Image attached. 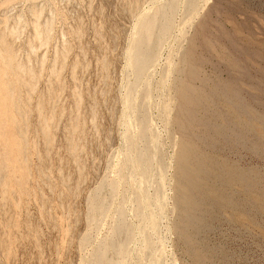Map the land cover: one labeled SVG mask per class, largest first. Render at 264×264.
Wrapping results in <instances>:
<instances>
[{
  "label": "rangeland",
  "instance_id": "1",
  "mask_svg": "<svg viewBox=\"0 0 264 264\" xmlns=\"http://www.w3.org/2000/svg\"><path fill=\"white\" fill-rule=\"evenodd\" d=\"M186 58L247 108L245 128L200 112L220 198L196 195L191 243L171 120ZM0 264H264V0H0Z\"/></svg>",
  "mask_w": 264,
  "mask_h": 264
},
{
  "label": "bare ground",
  "instance_id": "2",
  "mask_svg": "<svg viewBox=\"0 0 264 264\" xmlns=\"http://www.w3.org/2000/svg\"><path fill=\"white\" fill-rule=\"evenodd\" d=\"M154 22H155L154 19L151 17L144 20L139 28L138 35L136 34L137 38L135 40V48L133 49L134 53H132V56L130 59L133 61L131 66L135 69L138 77L144 74V72L146 71L148 66L151 64L153 57H154L151 50L149 49V42L152 39L154 26H155ZM167 29H168V24L163 25L160 31V34L161 35L165 34ZM192 45H194V43ZM190 52H187V56H189V59L191 55H188V53L190 54ZM193 53L194 52H192L191 54L193 55ZM185 61H186V65L184 64L185 65L184 67L186 68L185 78L181 82H177L175 86V90H174L175 91L174 92L175 93V111L172 115L171 120H172V124H174L179 134V140L177 139L178 142L176 141L177 149L175 153V168H174L175 169V187H174L175 188V193H174L175 194L174 195L175 209L177 213L180 215L184 223L183 233L187 241H190L191 243L192 242L190 238L191 236L189 235L191 234L190 232L192 230L190 232H187V229L194 220V211H196L195 208H197V199H196L197 196L196 195L201 192L203 193L207 192L209 194V197L211 195V199H209L210 201L212 200V198L214 200H217L218 198H220L217 195H215L212 188L210 187L211 185L209 186V183L207 185V183L204 182L206 178L210 176L219 165L217 166L216 161H214V159H212L211 157L200 154L195 149L194 143H193V138L194 136H197L198 131L207 132L213 129L210 121L205 118H202V116L200 115V112L204 114H211V116L214 117L215 121L221 118L222 120L230 121L236 126L239 123L242 126V128H245L246 122L245 120H242L238 114L239 112H243V113L247 112V108L245 105H242L241 103H239L237 98L232 94L231 95L225 94L224 92L223 93L219 92V90H217V92L215 91L214 93H212L211 92L212 89L211 91L208 92L207 90H205L206 84H202V83H201L202 87L200 89L197 86H195L194 83L196 80H198L196 78L198 77L196 67L191 64L190 60L188 62L187 58ZM182 63L184 62H181V64ZM217 101H219V103L221 104V108L217 109L215 107L213 109L212 107L219 105ZM213 130H214L215 136L219 137L221 130L219 129V127L216 126L215 123H214ZM141 163H142V159L137 160V165H140ZM217 169H218L217 175H219L220 168H217ZM237 173H236V178H234L235 182H240V181L244 182V176L242 174L238 175ZM217 175H216V178H217ZM208 180L212 182L210 178ZM218 189H215V190H218ZM198 196L200 195L198 194ZM198 200H199V197H198ZM198 215L200 214L198 213ZM190 228L192 229L191 226ZM188 233L190 234L188 235Z\"/></svg>",
  "mask_w": 264,
  "mask_h": 264
}]
</instances>
